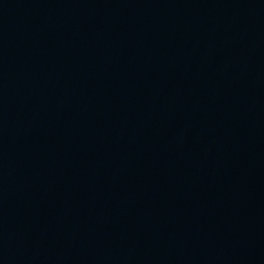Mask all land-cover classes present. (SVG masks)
Returning a JSON list of instances; mask_svg holds the SVG:
<instances>
[{
    "label": "water",
    "instance_id": "95a60500",
    "mask_svg": "<svg viewBox=\"0 0 264 264\" xmlns=\"http://www.w3.org/2000/svg\"><path fill=\"white\" fill-rule=\"evenodd\" d=\"M0 264H264V0H0Z\"/></svg>",
    "mask_w": 264,
    "mask_h": 264
}]
</instances>
